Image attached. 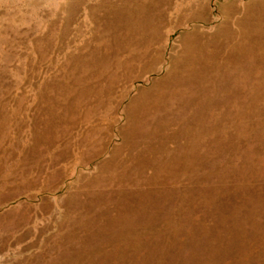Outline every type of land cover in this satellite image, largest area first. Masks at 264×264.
<instances>
[{"label":"rangeland","instance_id":"1","mask_svg":"<svg viewBox=\"0 0 264 264\" xmlns=\"http://www.w3.org/2000/svg\"><path fill=\"white\" fill-rule=\"evenodd\" d=\"M194 27L213 60L120 147ZM0 264H264V0H0Z\"/></svg>","mask_w":264,"mask_h":264},{"label":"bare ground","instance_id":"2","mask_svg":"<svg viewBox=\"0 0 264 264\" xmlns=\"http://www.w3.org/2000/svg\"><path fill=\"white\" fill-rule=\"evenodd\" d=\"M198 33L194 27L182 34L178 54L171 59L165 74L155 79L149 87L140 89L126 105V123L131 127L129 131L122 129L120 147L132 149L135 142L145 140L147 144L140 151H150L153 131L168 117L166 115L172 107L178 105L176 100L197 85V82L191 85L190 82L199 76L200 67H207L213 60L210 44ZM117 148L111 150L110 160L116 156Z\"/></svg>","mask_w":264,"mask_h":264}]
</instances>
